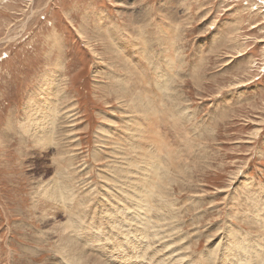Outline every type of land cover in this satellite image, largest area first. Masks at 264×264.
<instances>
[{
  "label": "rangeland",
  "instance_id": "1",
  "mask_svg": "<svg viewBox=\"0 0 264 264\" xmlns=\"http://www.w3.org/2000/svg\"><path fill=\"white\" fill-rule=\"evenodd\" d=\"M110 217L264 264V0H0V264H107Z\"/></svg>",
  "mask_w": 264,
  "mask_h": 264
},
{
  "label": "bare ground",
  "instance_id": "2",
  "mask_svg": "<svg viewBox=\"0 0 264 264\" xmlns=\"http://www.w3.org/2000/svg\"><path fill=\"white\" fill-rule=\"evenodd\" d=\"M45 90L47 91V87ZM43 91H40L39 94L43 93ZM45 95H47V94H45ZM44 99H45V97H44ZM138 107L144 108V104L140 103L138 105ZM30 115H31V117H33V116L35 118L41 117L44 119L43 115L41 114V110H33L31 108L30 109ZM72 115H74V114L69 115V117L72 118ZM72 120H71V122H73ZM36 122L38 123V120H36ZM24 124H26V123H24ZM28 127H30V125ZM39 145L42 147H45L43 140L40 138H39ZM163 177H164V174L162 176H160V175L158 176L157 181H156L154 195L157 196L156 200H159L162 203H167L168 200L163 199L164 190H163V188L162 189L160 188L162 183L164 184ZM161 187H163V186H161ZM91 191H92V189L89 192H87L85 199H87V200L91 199V195H90ZM101 191H102V193H106L104 190H101ZM100 192H98V194H99V196H101L100 199H101L102 203L105 204V202L109 201L110 198H113V200L116 201V196L114 194H112V195L107 194L106 197H103ZM155 196H154V198H155ZM100 204L99 205L93 204L92 205L93 206L92 211L88 210V211H86V213L87 214L93 213V215H95L96 212H99V214L102 217H98L96 220L98 223H100L102 225L104 223L102 222L101 218L106 219L107 215H106V212H102L100 210V208H101ZM104 204H102V205H104ZM116 204H117V206H119L118 203H116ZM113 207H115V204L108 207V209L113 210L112 209ZM120 211H122V213H132L131 217L135 214V210L132 209V211H131L130 206H128L125 209L122 207V208H120ZM120 211H119V213H120ZM109 213L112 214L113 216L117 217V211H111ZM87 217L88 216H86V218ZM135 218H141V213L140 212L137 213L132 218V221ZM105 219H104V221H105ZM110 219H111L110 228L114 234L113 233L108 234V232L103 230L102 227L93 226L91 223H89V221L87 222L88 224L84 227L83 232L81 231V228H79V226L74 231V235L76 236V238L79 239L80 241H84V245L86 247L90 246V244H89L90 237L93 236L94 234L98 235L99 237L97 239H95L96 241L94 242L95 243L94 246L99 247V248L100 247L103 248V251L105 252V254L103 256L106 257V260L108 261L107 264H192V261H190V260L187 261V259H188L187 257H189V256H186V257H179L177 255L169 256V255H167L166 251L159 254L158 248L161 245L166 244L170 240V237H171V233L169 231H167V228H166V225L164 222H156V221L147 222L149 224L152 223V228H151L148 226L147 223L135 224L133 222L134 223L133 224L132 222H130V223L126 222L125 225L124 224L121 225L120 223H122V222H120V221L118 222L117 220H114V217H110ZM141 220L145 221L144 218H141ZM130 229H132V230H130ZM65 230L67 231L66 228L61 229L60 238L62 240L65 239L68 243L75 246V248L78 251V259L79 260H81L84 264H106L103 259H101L97 256H95L97 258H94V257H91V254H85L78 246H76L73 243V241L70 239V237L68 236V234L66 233ZM113 230H115L118 233H115ZM105 234H107V235H105ZM139 234H143L144 236L140 237ZM133 241L135 243L133 245H131V243ZM91 242L93 243V240ZM234 245H236V244H234ZM104 246H105V248H104ZM153 248H155V249H153ZM229 248H231V247L230 246L224 247L222 250L223 254L221 256L218 255L220 257L219 258V264H224L229 259L233 260L229 256V253H230ZM237 248H238V246H237ZM92 249L98 250L97 248H93V247H92ZM167 249H168V247L166 248V250ZM233 249H231V252L234 251ZM152 250H155V251L152 252ZM240 253H241V251H240ZM240 253H238V254H240ZM213 256H215V255H213ZM236 257L238 259L240 258L239 255H237ZM244 260H246V259L244 258ZM206 261H208L207 263H210V264L212 262L211 260H210L211 262L209 260H206ZM259 262L260 261H258V263ZM229 263H231V262H229Z\"/></svg>",
  "mask_w": 264,
  "mask_h": 264
}]
</instances>
